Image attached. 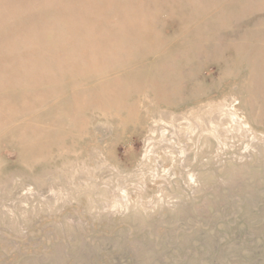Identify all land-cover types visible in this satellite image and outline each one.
Returning a JSON list of instances; mask_svg holds the SVG:
<instances>
[{"label": "rangeland", "instance_id": "rangeland-1", "mask_svg": "<svg viewBox=\"0 0 264 264\" xmlns=\"http://www.w3.org/2000/svg\"><path fill=\"white\" fill-rule=\"evenodd\" d=\"M0 264H264V0H0Z\"/></svg>", "mask_w": 264, "mask_h": 264}]
</instances>
